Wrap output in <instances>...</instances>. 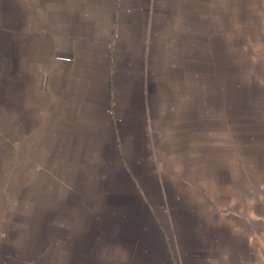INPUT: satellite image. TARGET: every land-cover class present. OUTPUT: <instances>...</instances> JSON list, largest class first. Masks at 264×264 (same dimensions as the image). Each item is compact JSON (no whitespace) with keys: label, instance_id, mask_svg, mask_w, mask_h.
<instances>
[{"label":"crops","instance_id":"obj_1","mask_svg":"<svg viewBox=\"0 0 264 264\" xmlns=\"http://www.w3.org/2000/svg\"><path fill=\"white\" fill-rule=\"evenodd\" d=\"M38 260L264 264V0H0V264Z\"/></svg>","mask_w":264,"mask_h":264},{"label":"built area","instance_id":"obj_2","mask_svg":"<svg viewBox=\"0 0 264 264\" xmlns=\"http://www.w3.org/2000/svg\"><path fill=\"white\" fill-rule=\"evenodd\" d=\"M60 60H64V61H67V62H70L72 59L71 57H63V56H60L58 57Z\"/></svg>","mask_w":264,"mask_h":264},{"label":"rangeland","instance_id":"obj_3","mask_svg":"<svg viewBox=\"0 0 264 264\" xmlns=\"http://www.w3.org/2000/svg\"><path fill=\"white\" fill-rule=\"evenodd\" d=\"M41 262H42L41 260H38V261H37L38 264L41 263Z\"/></svg>","mask_w":264,"mask_h":264}]
</instances>
